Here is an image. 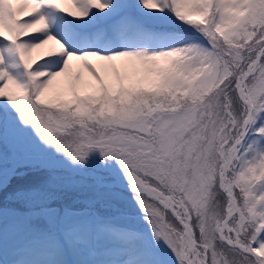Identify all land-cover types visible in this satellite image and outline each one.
I'll use <instances>...</instances> for the list:
<instances>
[{
  "label": "snow or ice",
  "instance_id": "1",
  "mask_svg": "<svg viewBox=\"0 0 264 264\" xmlns=\"http://www.w3.org/2000/svg\"><path fill=\"white\" fill-rule=\"evenodd\" d=\"M0 264H264V0H0Z\"/></svg>",
  "mask_w": 264,
  "mask_h": 264
},
{
  "label": "trees",
  "instance_id": "2",
  "mask_svg": "<svg viewBox=\"0 0 264 264\" xmlns=\"http://www.w3.org/2000/svg\"><path fill=\"white\" fill-rule=\"evenodd\" d=\"M69 195L71 196L72 194L70 193Z\"/></svg>",
  "mask_w": 264,
  "mask_h": 264
}]
</instances>
